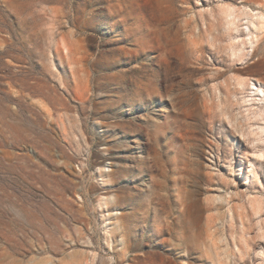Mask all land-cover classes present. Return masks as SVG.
Masks as SVG:
<instances>
[{"label":"rangeland","instance_id":"obj_1","mask_svg":"<svg viewBox=\"0 0 264 264\" xmlns=\"http://www.w3.org/2000/svg\"><path fill=\"white\" fill-rule=\"evenodd\" d=\"M0 264H264V0H0Z\"/></svg>","mask_w":264,"mask_h":264}]
</instances>
